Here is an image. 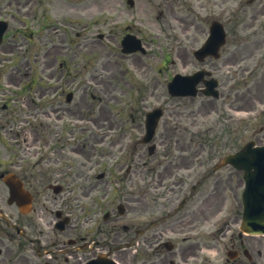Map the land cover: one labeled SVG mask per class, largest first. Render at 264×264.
Returning a JSON list of instances; mask_svg holds the SVG:
<instances>
[{"label":"flooded vegetation","instance_id":"af4514ba","mask_svg":"<svg viewBox=\"0 0 264 264\" xmlns=\"http://www.w3.org/2000/svg\"><path fill=\"white\" fill-rule=\"evenodd\" d=\"M28 2L29 1L21 2L20 0H16L13 5L12 0H0V20L9 19L10 22H12L17 18L24 26L29 24L30 27L36 29L38 26L36 19L38 17L34 8H30L28 11L24 10L22 14H20L23 7H27L33 0ZM259 13L264 15V11H260ZM142 23L143 20L140 16L134 21L125 20L123 25L124 31L119 30L117 37L122 38L127 33L140 37ZM104 25H106L107 30V28L110 27V22L108 21ZM76 27V34L78 37L79 30L78 26ZM76 43L78 44V38ZM9 52L10 47L1 44V53H3V56H1L2 60L6 59L4 55H8ZM122 56L125 57L126 55L123 54ZM19 175L25 182L26 188L32 193L34 206L29 213L30 216L21 224L22 235L19 236L13 230H11L12 232L5 233L9 240L14 242V246L8 249V264H82V262L90 256L95 255L97 252H104L110 255L112 247L127 241L126 238L122 239L125 234L115 235L112 241H109L108 236L110 232L107 227L98 230L95 235L94 227H83L78 222L79 216L75 215L76 209L66 206L65 203L63 207H58L57 210L69 216L70 221L61 228H57L54 225L51 226V222H45L43 224L38 222L36 220L37 215H39V218L44 216L45 219L46 215L42 214L39 204L37 203V199L42 193L41 185H35V183L42 180L45 174L36 175L33 174V170H20ZM88 220L89 218L85 219V221ZM95 236L98 237V240ZM141 237L142 235L139 236L136 234L135 237L130 238L131 241L135 240L136 242L135 252L136 255H138L136 264H158V260H149V255L144 254L149 245H151V248L152 245H154V253L158 252V247L160 246L159 240L156 237V239L151 242V240H145ZM146 237L153 238V234ZM112 244L114 246H112ZM117 254H119V252ZM190 254L195 256L198 254L195 247H190L188 253L184 254L183 257L188 259ZM159 264H177V262L174 261L173 258L165 257ZM203 264H210V262L204 259ZM232 264H234V260Z\"/></svg>","mask_w":264,"mask_h":264},{"label":"rangeland","instance_id":"374dc122","mask_svg":"<svg viewBox=\"0 0 264 264\" xmlns=\"http://www.w3.org/2000/svg\"><path fill=\"white\" fill-rule=\"evenodd\" d=\"M238 4L237 0H228V2L226 3L227 7L229 8L228 10H230L231 7H233L234 5V9L235 6ZM247 17V12H245L242 17H241V21L246 20ZM234 32V33H233ZM228 46L229 48H231L232 42L234 40V66H237V69L239 70L240 68L243 69V71L241 70V72L237 75L234 76V108H236L237 103L235 102V98L237 99V101H239L240 103V107L241 109H248L249 107V94H248V88H247V81H245V69L247 68V47H248V43L245 42V39H247L249 37V33L246 29L242 30L241 32H239L237 30V26L234 23V31L233 28L228 29ZM240 40H243V42H241ZM239 116H245L244 114H239ZM36 122V121H34ZM20 128L15 127L14 131H18ZM14 131L13 134H14ZM242 132L240 131L239 134H241ZM13 134L9 135V140L6 138L7 136H5L4 134L3 136V140L6 144H8L9 142L14 141V138L16 136H19V138L24 137V134H21L20 131H18V134L16 132V134H14V136H12ZM13 143V142H12ZM1 153V151H0ZM11 155L16 159V155L19 153V148L17 147V145L14 144V149L11 151L10 150ZM117 173V171H115ZM114 172V173H115ZM0 198H1V193H0ZM89 206H91V204H89Z\"/></svg>","mask_w":264,"mask_h":264}]
</instances>
